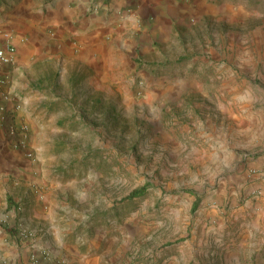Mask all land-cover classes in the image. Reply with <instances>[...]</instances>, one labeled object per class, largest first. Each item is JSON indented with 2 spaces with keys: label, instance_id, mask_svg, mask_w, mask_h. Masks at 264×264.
<instances>
[{
  "label": "rangeland",
  "instance_id": "rangeland-1",
  "mask_svg": "<svg viewBox=\"0 0 264 264\" xmlns=\"http://www.w3.org/2000/svg\"><path fill=\"white\" fill-rule=\"evenodd\" d=\"M31 1L98 31L99 94L73 137L16 148L37 215L0 195V264H264V0Z\"/></svg>",
  "mask_w": 264,
  "mask_h": 264
},
{
  "label": "crops",
  "instance_id": "crops-1",
  "mask_svg": "<svg viewBox=\"0 0 264 264\" xmlns=\"http://www.w3.org/2000/svg\"><path fill=\"white\" fill-rule=\"evenodd\" d=\"M66 10L59 6L42 10L26 0L18 4L8 23L0 22V38L8 37L17 51L15 64L4 68L5 84L0 85V195L11 201L26 198L25 224L37 207L29 195L33 156L17 150L14 143H27L28 150L37 152L45 143L62 141L61 133L73 137L81 128V100L90 99V104L98 100V31L67 28L63 25ZM68 54L74 60L64 61ZM66 84L70 91L66 92ZM260 160L255 164L264 167V157ZM253 185L262 188L256 182ZM37 236L33 241L42 244V234Z\"/></svg>",
  "mask_w": 264,
  "mask_h": 264
},
{
  "label": "built area",
  "instance_id": "built-area-1",
  "mask_svg": "<svg viewBox=\"0 0 264 264\" xmlns=\"http://www.w3.org/2000/svg\"><path fill=\"white\" fill-rule=\"evenodd\" d=\"M16 46L11 42V40L8 37H4L0 39V85L3 86L5 84V80L2 77V73L5 67L7 66H13L16 61ZM26 127H22L21 130L23 132H26ZM28 144L27 143H15L14 147L19 148L21 150H24ZM26 151V150H25ZM28 156H31L30 153H27ZM251 176H259L264 177V170L259 171L258 173L256 171L250 172ZM258 194L260 193L257 191Z\"/></svg>",
  "mask_w": 264,
  "mask_h": 264
},
{
  "label": "trees",
  "instance_id": "trees-1",
  "mask_svg": "<svg viewBox=\"0 0 264 264\" xmlns=\"http://www.w3.org/2000/svg\"><path fill=\"white\" fill-rule=\"evenodd\" d=\"M145 190H146V188L142 187V188H140L138 190L132 191L125 200H130V199H133V198L141 197V196L144 195Z\"/></svg>",
  "mask_w": 264,
  "mask_h": 264
}]
</instances>
